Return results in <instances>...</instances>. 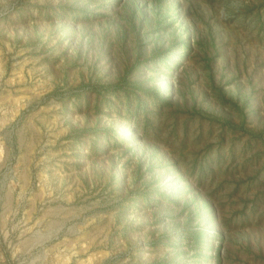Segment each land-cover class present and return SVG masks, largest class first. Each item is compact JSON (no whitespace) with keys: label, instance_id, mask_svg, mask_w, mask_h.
<instances>
[{"label":"rangeland","instance_id":"1","mask_svg":"<svg viewBox=\"0 0 264 264\" xmlns=\"http://www.w3.org/2000/svg\"><path fill=\"white\" fill-rule=\"evenodd\" d=\"M0 264H264V0H0Z\"/></svg>","mask_w":264,"mask_h":264}]
</instances>
